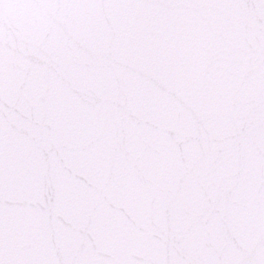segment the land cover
Segmentation results:
<instances>
[{
  "label": "snow or ice",
  "instance_id": "1",
  "mask_svg": "<svg viewBox=\"0 0 264 264\" xmlns=\"http://www.w3.org/2000/svg\"><path fill=\"white\" fill-rule=\"evenodd\" d=\"M0 264H264V0H0Z\"/></svg>",
  "mask_w": 264,
  "mask_h": 264
}]
</instances>
